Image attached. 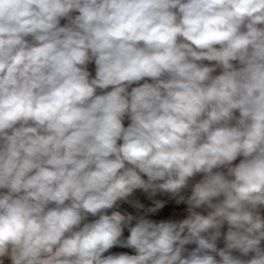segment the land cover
<instances>
[{
    "label": "clouds",
    "instance_id": "9594fccd",
    "mask_svg": "<svg viewBox=\"0 0 264 264\" xmlns=\"http://www.w3.org/2000/svg\"><path fill=\"white\" fill-rule=\"evenodd\" d=\"M157 194L186 218H146ZM262 242L264 0H0V264H264Z\"/></svg>",
    "mask_w": 264,
    "mask_h": 264
},
{
    "label": "crops",
    "instance_id": "0c3cea01",
    "mask_svg": "<svg viewBox=\"0 0 264 264\" xmlns=\"http://www.w3.org/2000/svg\"><path fill=\"white\" fill-rule=\"evenodd\" d=\"M65 21H61V24H63ZM89 71L92 73V75H95V65L93 64H89ZM136 86V85H133ZM110 90V89H109ZM125 126H127L128 122H124ZM238 163V161H236ZM200 177L197 176V180ZM190 194V189H186L184 190L181 195H184L185 197H187V195ZM130 199H138L139 202L141 204H143L145 206V208L147 207H152V201L148 199L147 194L143 193L140 190H137L132 197H130ZM155 199L158 200H166L167 203L165 204V206L159 210L157 213L155 214H148L146 218L148 219H152V220H156V221H160V220H168V219H172V220H181L186 218L187 216V205L184 203L181 204H176L173 200H169V198L166 195H160L157 194V196L155 197ZM118 211H120L122 214L124 212H128L131 213L133 215H137L138 214V210L135 209L134 207H132L130 204L128 203H121L120 207L118 209H116ZM112 210H109V214L111 213ZM197 211H202V210H197ZM139 213L142 214L143 213V209L139 210ZM135 224V221H133V226ZM227 228H222V231H226ZM129 235V232L127 230V228H125L124 233H123V238H127V236ZM262 245H264V242H262ZM195 245H187L186 247L188 248H192ZM218 247H223V241L220 240L218 241ZM128 253L130 255L135 254L133 249L130 248H121L119 246L113 247L112 249H110L107 253H105L104 255H109V254H116V253Z\"/></svg>",
    "mask_w": 264,
    "mask_h": 264
},
{
    "label": "rangeland",
    "instance_id": "374dc122",
    "mask_svg": "<svg viewBox=\"0 0 264 264\" xmlns=\"http://www.w3.org/2000/svg\"><path fill=\"white\" fill-rule=\"evenodd\" d=\"M4 264H11V261L8 260V259H5V260H4Z\"/></svg>",
    "mask_w": 264,
    "mask_h": 264
},
{
    "label": "built area",
    "instance_id": "2783aa9c",
    "mask_svg": "<svg viewBox=\"0 0 264 264\" xmlns=\"http://www.w3.org/2000/svg\"><path fill=\"white\" fill-rule=\"evenodd\" d=\"M126 122H128L127 120H125ZM223 228H227V225H225Z\"/></svg>",
    "mask_w": 264,
    "mask_h": 264
}]
</instances>
